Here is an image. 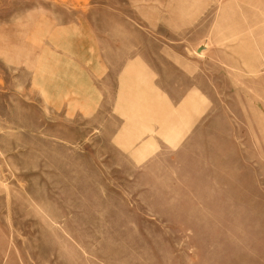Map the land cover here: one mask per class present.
<instances>
[{"label":"rangeland","instance_id":"374dc122","mask_svg":"<svg viewBox=\"0 0 264 264\" xmlns=\"http://www.w3.org/2000/svg\"><path fill=\"white\" fill-rule=\"evenodd\" d=\"M0 264H264V0H0Z\"/></svg>","mask_w":264,"mask_h":264},{"label":"crops","instance_id":"0c3cea01","mask_svg":"<svg viewBox=\"0 0 264 264\" xmlns=\"http://www.w3.org/2000/svg\"><path fill=\"white\" fill-rule=\"evenodd\" d=\"M81 45L84 44L83 41L79 42ZM82 73H87V72H93L95 74H98V72H103L106 71L107 73V68L104 64L103 61H100L99 64L92 63L90 66L85 67L84 70H80ZM117 70H109L108 75L114 76L116 74ZM120 81L118 80V96L121 97L122 102L125 104L122 109L130 116L131 113V107L133 106V101L130 99L132 98L133 94L138 95V96H146L150 95L149 98L153 100L154 106H160L161 107V101L160 99L154 94L155 92H158L157 89L152 85V83L146 79L145 74L140 70L133 69L131 66L126 67L124 70L121 71L119 74ZM91 88V87H90ZM90 96L93 98L96 96L95 91L89 92ZM117 96V98H118ZM87 98V97H85ZM103 110V108H102ZM155 117L164 120L165 115L164 111L156 112Z\"/></svg>","mask_w":264,"mask_h":264}]
</instances>
